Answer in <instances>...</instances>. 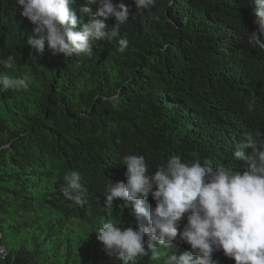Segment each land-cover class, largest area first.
Listing matches in <instances>:
<instances>
[{
	"label": "trees",
	"instance_id": "obj_1",
	"mask_svg": "<svg viewBox=\"0 0 264 264\" xmlns=\"http://www.w3.org/2000/svg\"><path fill=\"white\" fill-rule=\"evenodd\" d=\"M124 3L125 51L100 40L91 55L64 57L37 56L27 44L34 26L15 0H0V59L16 65L0 72L30 80L27 90L0 92V264H122L96 233L108 221L138 224L122 200L104 207L108 179L126 182L121 157L143 156L150 173L172 155L242 170L236 146L264 144V50L246 42L255 30L249 0H156L151 15ZM84 6L75 0L78 18ZM72 171L87 190L82 206L59 191ZM146 203L155 207L151 195ZM189 251L181 242L170 254ZM212 264L235 261L219 251Z\"/></svg>",
	"mask_w": 264,
	"mask_h": 264
},
{
	"label": "clouds",
	"instance_id": "obj_2",
	"mask_svg": "<svg viewBox=\"0 0 264 264\" xmlns=\"http://www.w3.org/2000/svg\"><path fill=\"white\" fill-rule=\"evenodd\" d=\"M74 3L75 0H15L20 15L34 26L27 44L37 56L46 50L53 56L91 55L92 42L100 40H118L121 52L128 48V40L120 33L130 15L124 0H87L89 6L80 9V18ZM133 3L137 12L145 10L151 15L156 0ZM93 4L98 5L94 13L90 7ZM249 5L255 30L247 31L246 42L264 50V0H249ZM84 14L90 16L88 23H83ZM109 19L115 21L111 27L106 24ZM0 65L15 70V57L0 59ZM29 83L27 76L17 78L0 72V92L27 90ZM233 157L244 162L242 170L214 168L211 161L201 163L198 156L191 162H182L179 156L172 155L150 173L143 156L124 155L120 162L126 168V182L108 179L104 207L112 208L113 201L120 199L122 207L131 206L138 224L122 228L114 222H104L96 231L97 240L109 256L122 264H136L140 257L163 259V264H212L213 253L219 251L235 264H264V144L248 138L236 146ZM59 191L76 205L86 202L82 197L87 190L77 171L65 175ZM149 195L155 207L146 203ZM185 218L187 222L181 228ZM181 242L189 245L190 251L179 257L170 254L174 244Z\"/></svg>",
	"mask_w": 264,
	"mask_h": 264
},
{
	"label": "built area",
	"instance_id": "obj_3",
	"mask_svg": "<svg viewBox=\"0 0 264 264\" xmlns=\"http://www.w3.org/2000/svg\"><path fill=\"white\" fill-rule=\"evenodd\" d=\"M1 238V234H0ZM7 255V251L4 249L2 245H0V260H3Z\"/></svg>",
	"mask_w": 264,
	"mask_h": 264
}]
</instances>
